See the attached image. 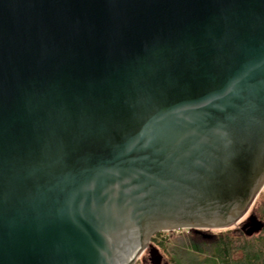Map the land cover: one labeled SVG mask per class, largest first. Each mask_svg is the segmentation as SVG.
I'll list each match as a JSON object with an SVG mask.
<instances>
[{"label":"water","instance_id":"water-1","mask_svg":"<svg viewBox=\"0 0 264 264\" xmlns=\"http://www.w3.org/2000/svg\"><path fill=\"white\" fill-rule=\"evenodd\" d=\"M263 184L264 0H0V264H167Z\"/></svg>","mask_w":264,"mask_h":264},{"label":"trees","instance_id":"trees-1","mask_svg":"<svg viewBox=\"0 0 264 264\" xmlns=\"http://www.w3.org/2000/svg\"><path fill=\"white\" fill-rule=\"evenodd\" d=\"M263 196V195H262ZM252 210V216L262 227L249 236L240 228L216 233L199 234L188 230L187 239L168 252L166 238L160 233L150 241L166 255L168 264H262L264 261V198ZM207 235V236H203Z\"/></svg>","mask_w":264,"mask_h":264},{"label":"rangeland","instance_id":"rangeland-1","mask_svg":"<svg viewBox=\"0 0 264 264\" xmlns=\"http://www.w3.org/2000/svg\"><path fill=\"white\" fill-rule=\"evenodd\" d=\"M261 198H264V193L263 194L262 193H258V195L255 197V199L250 204V208L247 210V212L244 214V216L238 222H236L232 227H230L229 229H226V230L237 231V229L240 228L242 224L247 223L248 218L250 216H252L251 214H252L253 208L258 204V202H260L262 200ZM263 223H264V220H263ZM219 231H222V230H215V231L214 230H208L209 233H216V232H219ZM187 232H188L187 229H179V230H175V231H159V232H156V233H160L161 236H164L166 238V240H167L166 241V246H167L166 250L168 252H171V250L173 248H176L177 246H179V242H181V240L187 239L186 238L187 237ZM201 232L206 233L204 231H201ZM187 240H190V239H187ZM150 243L152 245H154L151 241H150ZM157 249H158L159 253L162 255V257H163V262L166 261L165 253H163V251H161L159 248H157ZM146 256H147L146 255V251L145 250L142 251L134 259V264H142V262H144V260L146 261L145 263H147Z\"/></svg>","mask_w":264,"mask_h":264},{"label":"built area","instance_id":"built-area-1","mask_svg":"<svg viewBox=\"0 0 264 264\" xmlns=\"http://www.w3.org/2000/svg\"><path fill=\"white\" fill-rule=\"evenodd\" d=\"M259 193H264V184L261 186V188H260V190H259ZM262 264H264V261H263V263Z\"/></svg>","mask_w":264,"mask_h":264},{"label":"flooded vegetation","instance_id":"flooded-vegetation-1","mask_svg":"<svg viewBox=\"0 0 264 264\" xmlns=\"http://www.w3.org/2000/svg\"><path fill=\"white\" fill-rule=\"evenodd\" d=\"M146 259H147V256H146ZM146 261L144 260V263H145ZM164 262H166V261H164Z\"/></svg>","mask_w":264,"mask_h":264}]
</instances>
